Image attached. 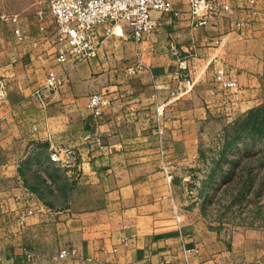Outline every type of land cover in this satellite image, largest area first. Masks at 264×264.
Returning a JSON list of instances; mask_svg holds the SVG:
<instances>
[{
    "label": "crops",
    "instance_id": "crops-1",
    "mask_svg": "<svg viewBox=\"0 0 264 264\" xmlns=\"http://www.w3.org/2000/svg\"><path fill=\"white\" fill-rule=\"evenodd\" d=\"M217 1L230 8L205 26L173 0L174 12H152L158 27L141 41L126 24L106 37L102 28L93 58L64 65L49 10L32 36L18 14L0 15V264L231 263L189 193V170L211 116L264 103V0ZM183 61L193 89L175 98ZM220 67L237 88L218 85ZM52 70L65 83L43 104L37 91ZM94 92L111 98L96 122L86 107ZM55 146L76 148L79 168L51 162Z\"/></svg>",
    "mask_w": 264,
    "mask_h": 264
},
{
    "label": "rangeland",
    "instance_id": "rangeland-1",
    "mask_svg": "<svg viewBox=\"0 0 264 264\" xmlns=\"http://www.w3.org/2000/svg\"><path fill=\"white\" fill-rule=\"evenodd\" d=\"M40 11L48 12L45 0H0V15L18 14L31 36L36 32ZM124 24L119 23L114 31H120ZM261 106L255 115L264 119V103ZM246 113L224 120L209 118L200 149L204 153L189 170L193 175L188 189L199 202L209 227L225 237L232 253L230 264H264V153L253 156L244 152L264 149V145L256 134L253 139L248 136L242 119ZM232 140L236 144L220 161L221 148ZM230 169L235 172L233 178L223 182V171Z\"/></svg>",
    "mask_w": 264,
    "mask_h": 264
},
{
    "label": "built area",
    "instance_id": "built-area-1",
    "mask_svg": "<svg viewBox=\"0 0 264 264\" xmlns=\"http://www.w3.org/2000/svg\"><path fill=\"white\" fill-rule=\"evenodd\" d=\"M190 7L191 17L197 26L208 25L211 19L221 11L228 10L227 4L217 0H186ZM48 10L54 18V53L55 59L61 65L77 63L81 60L93 58L96 55L104 35L102 28H106V35L114 32L116 26L124 22L131 30V37L141 41L158 27L157 20L152 16L153 11L162 13L174 12L173 0H45ZM19 38H23L20 29L15 30ZM223 43V41H221ZM187 69L183 61L178 73L177 85L171 89V96L181 98L193 89V83L186 78ZM66 73L50 71L44 84L38 89L37 97L45 104L49 95L65 83ZM215 81L223 90L238 87L237 80L232 79L226 68L216 70ZM111 98L107 93L94 92L88 96L86 107L91 111V119L96 122L110 107ZM165 104L158 106L157 112L163 114ZM161 127L157 128L160 148L164 141ZM97 140L101 136L97 135ZM51 162L63 168L78 169L80 166L79 151L71 146H55L49 153ZM195 253L199 249L194 248ZM73 248H64L59 258H66L73 254Z\"/></svg>",
    "mask_w": 264,
    "mask_h": 264
},
{
    "label": "trees",
    "instance_id": "trees-1",
    "mask_svg": "<svg viewBox=\"0 0 264 264\" xmlns=\"http://www.w3.org/2000/svg\"><path fill=\"white\" fill-rule=\"evenodd\" d=\"M263 106H257L255 108L250 109L245 115L242 116V119H244V128L245 130H247V134L248 136H250L251 139H253L255 137V134L258 136V139L260 140L259 143L264 145V119H260L258 118L255 114L256 111H258V109L262 108ZM238 120H235L233 123H237ZM236 139V138H235ZM236 144L235 140L229 141L227 142L222 148H221V158L220 161H222L225 157L224 155H226L227 151L230 150L232 148L233 145ZM245 154L248 155H253L255 156L258 153L262 154L264 153V149L263 148H259L257 149V151L253 150H246L244 151ZM203 150H201V156L203 155ZM234 162V161H233ZM235 163H232V165H234ZM237 164V163H236ZM235 172L234 170L230 169L227 171H223V182H227L229 180H231L234 176ZM211 178H213V175H211Z\"/></svg>",
    "mask_w": 264,
    "mask_h": 264
}]
</instances>
